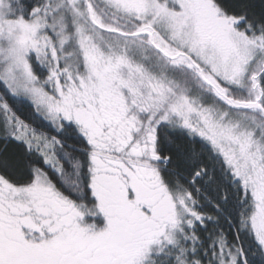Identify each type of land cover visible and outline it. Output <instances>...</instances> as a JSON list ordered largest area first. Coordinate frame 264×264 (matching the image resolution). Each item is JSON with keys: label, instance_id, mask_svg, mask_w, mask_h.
I'll use <instances>...</instances> for the list:
<instances>
[{"label": "snow or ice", "instance_id": "6c2138e0", "mask_svg": "<svg viewBox=\"0 0 264 264\" xmlns=\"http://www.w3.org/2000/svg\"><path fill=\"white\" fill-rule=\"evenodd\" d=\"M0 264H264V0H0Z\"/></svg>", "mask_w": 264, "mask_h": 264}]
</instances>
